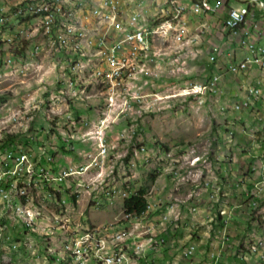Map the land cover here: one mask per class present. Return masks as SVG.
Segmentation results:
<instances>
[{
  "label": "rangeland",
  "instance_id": "rangeland-1",
  "mask_svg": "<svg viewBox=\"0 0 264 264\" xmlns=\"http://www.w3.org/2000/svg\"><path fill=\"white\" fill-rule=\"evenodd\" d=\"M127 2L129 11L138 10L148 20L163 19L169 5L165 0ZM76 5L71 2L67 6ZM171 6L170 0L169 12L175 9ZM76 9L79 13V8ZM199 16L202 18L194 28L190 27L188 38L196 39L181 46L184 55L169 61L166 66L169 69L162 66L176 75L166 73L158 77L154 62V72L142 80L144 71L129 66L132 76L127 70V86L139 88V83L144 81L141 90L145 96L131 111L121 113L102 105L92 107L96 95L86 94L90 92L86 90L88 86L93 84L99 88V104H105L109 96L100 91L101 86L107 85V76L98 80L93 77V68H99L103 61L90 45L76 44V51L86 55L85 66L79 69L80 78L72 80V91L77 93L62 91V79L67 78V71H60L56 42L68 41L55 39V33L69 37L67 25L56 30L54 37L40 31L33 34L29 24L10 41H4L7 30L3 31L0 37V165L6 171V178L0 181V186L10 192V200L5 201L0 194V264H45L49 246L53 247L50 260L56 264L70 263L72 260L65 256L62 244L70 229L83 232L87 227L98 229L126 223L131 228L138 229L135 226L138 225L147 237L164 239L163 252L171 263L179 260L188 264V259L194 257L193 261L206 264L205 261L216 260L225 248L233 246L238 250L241 244L246 248L247 243L257 246L256 250L251 247L254 252L264 251V193L261 194L264 191V120L263 126L258 118L253 120V110L247 113V120L234 118L239 111L233 113L229 105L240 92L243 80L240 75L229 72L227 65L234 60V55L240 59L242 53L234 42L225 43L229 46L227 53L211 60L209 48L217 43L220 19L211 22L205 20L206 15ZM74 21L80 27L76 33L72 31V43L83 39L84 44H91L96 40L97 28L82 33L84 21ZM169 31L177 34L175 27L169 26ZM175 39L176 36L161 35L160 43H169L168 52L175 54L176 48L172 45ZM35 44L39 50L31 59ZM12 52L15 66L4 64V56ZM75 68H82V60H75ZM215 74L220 76V91H211L205 97L185 91L190 82H202ZM79 85L85 89L79 90ZM111 94L116 100L113 104H120L125 90H113ZM77 96L85 103L82 107L75 106ZM227 105L230 110L224 108ZM89 112H92L90 118ZM103 118L110 124L105 128L112 142L109 154L98 156L99 163L87 170L76 169V165L88 163L91 157L87 155L93 152L97 156V142L94 140L91 148H80L74 132L80 126H88L87 130L90 125L86 121L94 122L90 127L96 130ZM141 143L153 149L142 151L138 157L132 148ZM79 149L83 153H77ZM71 153L74 161L62 164L65 155ZM66 165L75 168L63 181L60 170ZM48 173L50 180L46 178ZM17 178L16 188L12 189L10 182ZM78 184L97 185L86 189L85 185ZM110 186H116L117 191L107 195ZM141 187L149 200L147 213L125 214L124 197ZM255 188L261 192L252 194ZM254 198L257 204L252 202ZM28 201L29 209L44 206L42 209L48 211L34 227L27 226L19 215L27 210ZM226 204L228 209L224 207ZM134 239L139 238L135 235ZM162 261L159 258L160 264H164Z\"/></svg>",
  "mask_w": 264,
  "mask_h": 264
},
{
  "label": "built area",
  "instance_id": "built-area-1",
  "mask_svg": "<svg viewBox=\"0 0 264 264\" xmlns=\"http://www.w3.org/2000/svg\"><path fill=\"white\" fill-rule=\"evenodd\" d=\"M165 1L169 5L163 19L148 20L138 10L130 12L127 0H0V37L3 31L7 30L4 34L5 37L2 36L4 41L13 40L18 33L23 32L25 24H33V31H31L33 34L34 31H40L41 33H50L54 37L56 32L55 23L62 21V6L69 5V2H76L79 5V13L77 17H71V20L84 21L82 33L89 30V28H97V37L91 44H84L83 40L79 43H72L71 33L75 28H70L68 29V42H56L60 58L58 63L60 71H67V78L62 79L64 84L62 91L65 89L67 92L77 93V91H72V80L80 78L79 69L84 68V57L86 55L81 51H76V44L90 45L94 49V54H105V61L100 64L97 71L100 72V76H107V85L101 86L100 91L109 94V103L99 104L98 102L97 106H106L110 110L117 109L121 113L134 108L136 102L144 99L145 96V93L141 90L144 87V81L139 83V88L127 86V70L129 66H136V71H144V75L154 72L153 62H157L164 53L168 52L169 43H160L161 35L178 37L180 51H176L174 57L181 58L184 55L181 51V46L196 39V37L193 40L188 39L191 37V28L187 12L190 11L196 15L206 16L218 14L220 22L217 24V28L221 39L225 40L226 44L234 42L237 45V50L242 53L240 59L234 55V60L227 65L229 72L240 75L243 80L242 85H240V92L229 106L233 111L240 112L246 109L245 111L250 112L253 110L254 120L258 118L262 124L261 126H263L264 114H261V106H264V0H181L183 1V14L176 23H168V12L171 10L170 0ZM87 18H90V22H87ZM169 24H178L180 34L170 32ZM14 30L15 32L13 33ZM203 31L205 32L206 29L203 28ZM135 36H145L148 41V49L144 53V61H137L138 52L135 47ZM38 48L39 46L35 44L30 52L31 59L34 52L39 50ZM222 51L221 41L214 43L209 48V58L216 60ZM14 56L13 52L11 55L7 53L3 59L4 64L15 66ZM28 59L30 58L27 55V61ZM75 60H82V68H75ZM114 62H123V70L113 71ZM155 74L158 75L157 71ZM219 81L220 76L215 74L202 82H190L185 91L189 94H202L201 96L205 97L211 91L217 92L220 89ZM83 89L85 87L79 85V90ZM113 90H125V97L122 98L120 104H113V101H111V92ZM224 108L230 110L228 105L224 106ZM81 120L82 118L78 122H81ZM86 123L92 126L94 122L86 121ZM108 125L110 124L103 118L101 119V127L92 130V127L89 126L85 131L83 138H91L97 142L95 149L97 150V156L93 152L87 155L91 157L88 163L76 165V169L87 170L93 164L99 163L98 156L102 158V156L109 154L112 142L105 134V128ZM146 149H153V147H148L146 144L141 143L140 148H132V150L138 152V157H141V152ZM140 161L142 160L140 159ZM2 167L3 165H0V181L6 178L4 175L6 171H2ZM74 168L72 165L63 167L60 170V178H69ZM46 178L50 180L49 173L46 174ZM18 179L15 182L11 180L12 189H15ZM78 185L94 186L96 188L97 184ZM70 191L73 192L74 188H70ZM107 192V195H112L116 191ZM0 194L5 201L10 200V192L4 186H0ZM252 202L257 204L255 199H252ZM29 203L28 210L24 214L19 215L27 226L34 227L37 220L41 219V214L30 212ZM222 211L225 213L226 210ZM45 213H48L47 209ZM129 226L126 223V225L115 227H99L94 231L100 233L101 242L103 239H110L113 242V249L110 251H115V259L109 262H99L97 259L89 257V244L97 243L100 245L101 243L92 241V233L82 234L76 229H70L64 238H68V243L77 245V252H70L75 253V263L63 264H86V262L124 264L125 254H135L136 264H160L156 258L161 253L164 239L147 237L144 235L146 232L141 231L138 225H135L138 229ZM125 229H132V239H126L122 247H114V235L118 232H124ZM135 235L139 238L138 240L134 239ZM253 249L256 250L257 246H253ZM52 252L53 247L49 246L45 264H56V261L50 260V253ZM59 253L61 254V252ZM262 256H264V253H262ZM242 258L247 260V256L245 257L244 254ZM208 264L244 263H240L236 259L227 262H219L216 259Z\"/></svg>",
  "mask_w": 264,
  "mask_h": 264
},
{
  "label": "bare ground",
  "instance_id": "bare-ground-1",
  "mask_svg": "<svg viewBox=\"0 0 264 264\" xmlns=\"http://www.w3.org/2000/svg\"><path fill=\"white\" fill-rule=\"evenodd\" d=\"M172 1V6H175V9L173 11H170L168 14V23H176L179 20V17H181V14H183V1L181 0H171ZM71 2H69L70 4ZM76 4V2H74ZM79 8L77 5L76 6H72V7H68L67 5H63L62 6V10H61V20L62 21H57L55 23V30H59L64 27V24L68 26V29L70 28H75L74 32L76 33V30L80 27V25L74 21L71 20V17L73 16H77V9ZM82 24V23H81ZM169 26L171 27H175V29L177 30V34H180V27H177V24H169ZM26 27V24H25ZM28 27H33L31 24L28 25ZM60 30V31H61ZM81 32V31H80ZM69 33V31L67 32ZM56 34V38L55 39H59L60 42H67L69 40V37H67L66 34H59L58 32L55 33ZM78 35V34H77ZM77 39V38H76ZM75 39V40H76ZM83 40V39H82ZM88 41V39H87ZM59 42V41H58ZM81 42V41H80ZM54 43V42H53ZM172 45L176 48V51H180V43H178V37L176 36V39L174 40V42L172 43ZM82 46V45H81ZM183 46V45H182ZM135 47L137 49V61H144V53L146 52V50L148 49V41L146 39L145 36H135ZM77 49V48H76ZM88 49V48H87ZM80 50V49H79ZM83 52V51H82ZM94 55V54H93ZM100 55V59L104 62L105 61V54L104 53H99ZM85 60V59H84ZM81 61V60H80ZM78 64V63H77ZM91 64V63H90ZM81 65V64H80ZM85 65V64H84ZM95 64H93L92 66H94ZM155 65V63L153 62V66ZM87 66V65H86ZM77 67V66H76ZM134 68H136V66H133ZM88 69V67H87ZM94 70V74L91 73V75H93V77L98 80L100 77L104 78V76H100V72L97 71V68H93ZM118 69H120L119 71L123 70V62H114L113 63V71H117ZM82 70V69H81ZM91 71V70H90ZM129 71V75L132 76V70L128 68ZM82 72V71H81ZM66 73V72H65ZM85 73V72H84ZM88 73V72H87ZM81 75V74H80ZM65 78V77H64ZM89 78V77H88ZM83 80V79H82ZM86 80V79H85ZM95 80V81H96ZM79 81V80H78ZM77 81V82H78ZM91 83V82H90ZM75 86V85H74ZM120 92H124V91H120ZM118 93V92H117ZM189 94V93H188ZM77 95V94H76ZM111 101L115 102V98L114 96L111 94ZM142 101V100H139ZM109 103V96L107 97V100L105 102V104ZM137 103V102H136ZM132 109V108H131ZM264 109V106H263ZM131 111V110H130ZM124 132V131H123ZM126 134V133H125ZM124 138V137H123ZM135 148H140V145H135ZM111 150V149H110ZM133 151V150H132ZM145 150H143L144 152ZM129 152V151H128ZM134 152L137 153V151L134 150ZM133 152V153H134ZM155 153V152H154ZM147 155V154H146ZM120 156V155H119ZM124 158V157H123ZM126 159V158H125ZM143 160V159H142ZM152 160V159H151ZM162 160V159H161ZM195 162V160L193 159V163ZM116 164V163H115ZM116 166V165H115ZM83 170V169H82ZM74 171V170H73ZM72 171V173H73ZM171 172V171H170ZM113 174V172H112ZM115 174V173H114ZM178 175V174H177ZM171 176V175H170ZM64 181V179H63ZM67 185V184H66ZM71 185V184H70ZM23 186V185H22ZM64 186V185H63ZM76 186V185H75ZM86 186V189L90 188L91 186ZM104 186V185H103ZM73 187V186H71ZM84 187V186H83ZM16 188V187H15ZM47 188V187H46ZM94 188V186H93ZM83 189V188H82ZM91 189V188H90ZM117 191L116 186H110V188L108 189V191ZM20 193V190L18 191ZM26 193V192H25ZM75 193V192H74ZM50 194V193H49ZM77 194V193H76ZM61 195V194H60ZM145 196V195H144ZM26 198V197H25ZM76 199V198H75ZM94 199V198H93ZM29 202V201H28ZM30 204V203H29ZM18 205V204H17ZM35 205V204H34ZM32 207V206H31ZM44 207V206H43ZM42 207V208H43ZM148 207H149V201H148ZM41 206H35L34 208L29 209L30 212H35V214H41V216L44 214L45 210L42 209ZM146 208V207H145ZM46 209V208H45ZM22 210V209H21ZM25 210V209H24ZM28 210V207H27ZM129 210V209H128ZM148 210V208L145 211H141L142 213H135V215L139 216V215H143L146 211ZM24 212V211H23ZM147 213V212H146ZM127 215H131L132 213H126ZM133 215V214H132ZM136 216V217H137ZM42 218V217H41ZM139 219V218H138ZM129 222V221H128ZM97 229V228H96ZM96 229H94L93 227H87L85 228V231L82 232V234H91L92 233V241L93 242H101V235L99 232H94ZM126 239H132V233L131 230L130 232H128V229H126L124 232H118L114 235V247H122L124 245V242ZM51 240V239H50ZM64 240V239H63ZM3 241V240H2ZM46 241V240H45ZM62 241V240H61ZM24 243V242H23ZM40 244V243H39ZM63 244V251H65V256H68L69 258H71V262L75 263V253H70V252H77V245H72L70 243H68V238H65V240L62 242ZM260 244V243H259ZM59 248V247H58ZM111 249H113V242L110 239H103V241L100 243V245H98L97 243H90L89 244V248H88V255L91 259H97V261L99 262H109V261H113L115 259V251H110ZM57 250V249H56ZM62 251V250H61ZM55 253V252H54ZM57 254V253H56ZM54 254H52L53 256ZM56 256V255H55ZM59 258V257H58ZM66 260V259H65ZM67 261V260H66ZM70 262V263H71ZM86 264H102V263H98V262H86ZM124 264H136V255L135 254H125V262Z\"/></svg>",
  "mask_w": 264,
  "mask_h": 264
},
{
  "label": "crops",
  "instance_id": "crops-1",
  "mask_svg": "<svg viewBox=\"0 0 264 264\" xmlns=\"http://www.w3.org/2000/svg\"><path fill=\"white\" fill-rule=\"evenodd\" d=\"M131 12V11H130ZM187 16H188V19H189V25H190V27H192V28H194L195 26H196V23L200 20V18H202L201 16H199V15H196V14H194V13H192V12H190V11H188L187 12ZM207 16H210L211 18H209V17H207ZM206 16V18H205V20H209V21H211V22H216L217 21V19H218V14H216V15H207ZM199 18V19H198ZM213 31H215L214 30V28H213ZM217 33H218V36H217V42H219V41H222L223 39H221V35H220V33L217 31ZM209 35H210V33H209ZM225 41V40H224ZM189 42H187V44H188ZM224 44L222 45V47H223V51H222V53H227V50L229 49V46H225V42H223ZM229 44H231V42H229L228 43V45ZM225 46V47H224ZM221 53V54H222ZM190 54H192V52L190 53ZM173 59H175V57H174V54H172L170 51L169 52H166L165 54H164V56H162L160 59H158V61L156 62V64H157V73H158V77H162L164 74H168V75H176V72L174 71V72H170V71H168L166 68H168V67H166V66H168L170 63H169V61H172L173 62ZM172 64V63H171ZM165 65V67L166 68H164V67H162V66H164ZM169 69V68H168ZM160 73V74H159ZM147 77H148V74H145V75H143L142 76V80H147ZM160 77V78H161ZM149 79H150V81L152 80V78H150L149 77ZM156 81V80H155ZM86 90H89L90 92L89 93H86V94H88L89 95V97H92L93 95H96V100H95V102H94V104H93V106L92 107H96L97 106V104H98V102L101 100H99L98 101V90H99V88L97 89L93 84L91 85V87L89 88V86H88V88L86 89ZM81 96H77V102L75 103V106L76 107H82L83 105H85V103L83 102V100H82V102H81ZM91 104L90 105H92V102H90ZM235 111H233V113H234ZM247 111H241V112H237L234 116V118L235 119H241V121H244V120H247V118H246V115H247ZM85 116V115H84ZM88 118H90V117H92V112H89L88 113V116H87ZM253 117H255V115H253L252 114V118ZM253 120H254V118H253ZM240 121V122H241ZM259 123V122H258ZM260 125H262L261 123H259ZM86 128L85 127H83V126H80V128H79V131H75L74 132V139L76 140L75 142H78L79 144H81V146H79L80 148H83V149H86V148H91V147H93V145L95 144V142H94V139H91V138H88L87 140H84L85 138H83L82 136H83V134L85 133V130ZM66 130H68V128H66ZM77 147V146H76ZM115 148H114V146H113V149H112V152H113V150H114ZM77 151V153H83L82 151H81V149H79V150H76ZM181 152H182V150H180ZM111 153V152H110ZM74 155L71 153V155H68V154H66L65 155V157H64V160H63V162H61L62 164H66V163H69V162H73L74 161ZM76 158V157H75ZM177 160V159H176ZM174 161V160H173ZM172 162V161H171ZM173 163H176V162H173ZM220 182V181H219ZM259 182H256V184H258ZM212 185H217V184H212ZM218 186H222V184H218ZM264 188V187H263ZM262 189V188H261ZM224 190H225V188H224ZM247 190V188L245 189V191ZM188 191V190H187ZM260 191V189L259 188H255V189H253L252 190V194H254V195H256V194H258V193H260L259 192ZM227 193V192H226ZM262 193H264V191H262L261 192V194ZM251 194V195H252ZM255 199V198H254ZM256 200V199H255ZM204 201H206V202H208L209 200H207L206 198H204ZM222 206H223V204H222ZM224 207H226V209H228V205L226 204V205H224ZM242 227V226H241ZM240 229V228H239ZM240 231V230H239ZM239 231H237L235 234H237ZM262 242V241H261ZM260 242V243H261ZM254 243H252V244H250V245H248V243L247 244H245L246 245V248L243 246L244 244H241L240 246V248L238 249V250H235L234 249V247L233 246H231V247H229V248H225L224 250V252H223V254H218L219 256H218V258H217V260L219 261V262H227V261H229V260H233V259H235V258H233V255L234 254H237L240 258L243 256V254H244V256L246 257L247 256V259L249 260V262H248V264H258V263H260L261 261H259V258H261L260 257V253H262V250H260L259 249V251H258V253L257 252H254V251H252L251 250V247L252 246H255V245H253ZM257 244H258V242H257ZM164 248L165 247H163L162 248V250H161V253H160V255H159V258L160 259H163V263L164 264H186L185 262L184 263H182V261H179V260H176V262L174 261V263H171L169 260H167L166 258H165V253L163 252L164 251ZM248 250V251H247ZM214 254V253H213ZM221 255H224V256H222V257H220ZM159 258H158V262H159ZM193 259H194V257H192ZM193 259H188V264H202V262H197V261H193ZM246 259V258H245ZM180 260H182L181 258H180ZM214 260V259H213ZM212 261V260H211ZM210 261V262H211ZM160 263V262H159ZM205 263L206 264H208L209 262L207 261H205Z\"/></svg>",
  "mask_w": 264,
  "mask_h": 264
},
{
  "label": "trees",
  "instance_id": "trees-1",
  "mask_svg": "<svg viewBox=\"0 0 264 264\" xmlns=\"http://www.w3.org/2000/svg\"><path fill=\"white\" fill-rule=\"evenodd\" d=\"M261 110H263V106H261ZM147 208H148V199L146 196V190L142 187L139 188V190H137L133 194L125 196L123 199L124 213L135 214L137 212L139 214L145 211ZM233 258H235L239 262L241 260V258L237 254H234Z\"/></svg>",
  "mask_w": 264,
  "mask_h": 264
},
{
  "label": "clouds",
  "instance_id": "clouds-1",
  "mask_svg": "<svg viewBox=\"0 0 264 264\" xmlns=\"http://www.w3.org/2000/svg\"><path fill=\"white\" fill-rule=\"evenodd\" d=\"M241 112V111H240ZM148 199V198H147ZM149 201V200H148ZM256 246V245H255ZM262 253H264V251L262 250ZM262 253H260V257L261 258H264V256H262ZM158 258H159V256H157V261H158ZM240 262L241 263H244V264H248V262H249V260L247 259V260H245V259H243L242 257H241V260H240ZM258 264H264V261H261L260 263H258Z\"/></svg>",
  "mask_w": 264,
  "mask_h": 264
}]
</instances>
